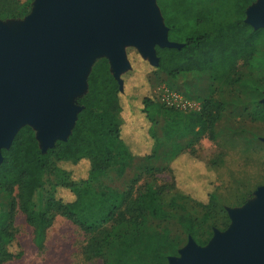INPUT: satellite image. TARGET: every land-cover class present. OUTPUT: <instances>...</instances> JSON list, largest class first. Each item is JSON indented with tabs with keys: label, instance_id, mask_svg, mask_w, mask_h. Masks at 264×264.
<instances>
[{
	"label": "trees",
	"instance_id": "trees-1",
	"mask_svg": "<svg viewBox=\"0 0 264 264\" xmlns=\"http://www.w3.org/2000/svg\"><path fill=\"white\" fill-rule=\"evenodd\" d=\"M251 1L236 0L234 18L226 20L217 31L186 30L178 35L180 30L177 26L169 24V41L177 46L157 47L158 64L154 71L174 79L185 72L212 71L219 79L233 82L240 63L249 64L256 54L257 43L264 37V28H255L246 21ZM32 2L0 0V19L24 18L29 14ZM120 95V85L112 76L108 61L102 59L89 76L87 93L78 99L83 108L66 141L58 140L53 147L43 151L33 128L25 126L12 145L2 149L0 191L6 199L0 200V264L17 258L8 251L7 244L15 237L18 214H22L34 229L35 242L39 247L43 246L55 217L67 218L88 237L84 252L87 259L92 260L106 256L110 246L107 230L111 224L119 226L147 216L165 220L175 210L184 208L183 200L189 197L178 190L179 183L169 167L171 161L163 159L193 156V147L202 137L215 140V126L226 110L225 103L210 98L203 102L200 111L183 112L161 104L152 95L144 96L141 112L148 121V133L143 141L147 148L151 145L152 150L141 154V157L146 161L158 160L164 153L161 161L166 164L148 166L142 172L138 169L122 190L112 183H105L112 172L119 177L125 175L133 168L135 158L123 138ZM81 161L90 162L88 175L81 180L74 179L70 171L60 166L65 162L78 164ZM164 171L172 173L171 182H146ZM47 174L60 179L54 190L38 205L35 194L42 189ZM56 187L69 190L74 199L67 202L57 196ZM209 199L208 204L202 205L208 211L203 223L212 218V210L218 207L215 194H211ZM178 221L186 234L197 239L199 244H206L198 238L202 228L198 219L182 214ZM227 226L228 222H224L223 228ZM147 241L155 248L166 244L165 239L153 235L147 236ZM113 256V262L106 260L105 263L141 264L140 258H131L128 247H117Z\"/></svg>",
	"mask_w": 264,
	"mask_h": 264
},
{
	"label": "rangeland",
	"instance_id": "rangeland-1",
	"mask_svg": "<svg viewBox=\"0 0 264 264\" xmlns=\"http://www.w3.org/2000/svg\"><path fill=\"white\" fill-rule=\"evenodd\" d=\"M21 1L26 3L28 0ZM235 2L236 0L156 1L163 24L167 28L169 24L177 26L180 30L178 35L186 30L217 31L226 20L234 18ZM35 3L36 0H33L28 15L32 13ZM257 4L258 0H252L247 11ZM27 16L0 21L12 27L16 23H22ZM125 51L130 67L122 71L119 77L122 82L120 96L123 105V138L135 158L133 168L125 175L119 177L112 172L105 183H112L115 188L123 190L138 169L142 172L148 166L166 164L161 161L164 153L158 160L146 161L141 157V154L152 150V146L147 148L143 141L147 139L148 133V121L141 112L144 96L152 95L161 104H165L170 94H174L192 104L195 108L193 112L200 111L203 102L210 98L225 103L226 110L215 126V140L202 137L193 147V156L163 159L171 161L169 167L179 183L178 190L189 197L183 200L184 208L175 210L165 220L147 216L119 226L111 224L107 230L110 246L106 256L92 260L87 259L84 252L88 237L67 218L59 215L55 217L53 225L47 230L43 246L39 247L35 242L34 229L27 224L22 214H18L15 220V237L7 244L8 251L17 258L5 264H106V260L114 261L113 254L119 246L128 247L131 258H140L141 264H170L169 259L180 257V251L192 237L184 232L178 221L182 214L190 215L202 224L198 238L206 244L201 245L197 239L192 238L199 246L205 247L216 232L224 233L228 230L232 223L230 211L244 208L256 199V192L264 187V37L257 43L256 54L249 64L240 63L233 82L219 79L212 71L185 72L174 79L162 72H155L154 68L157 66L152 65L149 58H144L137 48L127 47ZM102 59L108 61L114 77L113 67L107 56L97 58L87 76H90L96 63ZM236 79L238 81L235 82ZM87 91L86 87L82 93L75 95L71 99L72 103L80 106L78 99ZM34 132L37 134L36 130ZM60 166L70 171L74 179L81 180L88 175L90 162H65ZM58 179L60 178L50 174L44 177L42 189L35 194L36 204L43 203L45 197L54 190ZM153 181L169 183L172 181V173H156L146 182L153 184ZM56 188V195L65 201L74 199L69 190ZM211 194L218 197V207L212 210V218L203 223V217L208 211L202 205L209 203ZM5 199V194L0 191V200ZM225 216L228 219L225 220ZM214 222L217 225H213ZM224 222H228L225 229ZM149 235L165 239V246L151 247L147 241Z\"/></svg>",
	"mask_w": 264,
	"mask_h": 264
},
{
	"label": "water",
	"instance_id": "water-1",
	"mask_svg": "<svg viewBox=\"0 0 264 264\" xmlns=\"http://www.w3.org/2000/svg\"><path fill=\"white\" fill-rule=\"evenodd\" d=\"M156 1L36 0L22 23L0 21V163L2 149L25 126L36 130L43 151L69 138L82 110L71 99L88 89L97 58H109L122 88L127 47L157 66V47L177 46ZM246 21L264 28V0L247 11ZM230 217L226 232H216L205 247L190 237L170 264H264V187Z\"/></svg>",
	"mask_w": 264,
	"mask_h": 264
},
{
	"label": "built area",
	"instance_id": "built-area-1",
	"mask_svg": "<svg viewBox=\"0 0 264 264\" xmlns=\"http://www.w3.org/2000/svg\"><path fill=\"white\" fill-rule=\"evenodd\" d=\"M165 104L168 107L175 108L183 112H193L195 109L193 108L194 106L192 104L174 94H170Z\"/></svg>",
	"mask_w": 264,
	"mask_h": 264
}]
</instances>
